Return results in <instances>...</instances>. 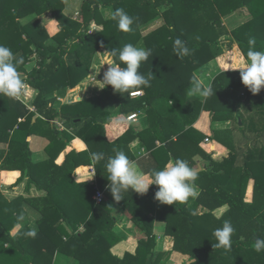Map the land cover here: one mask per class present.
<instances>
[{
  "label": "trees",
  "instance_id": "1",
  "mask_svg": "<svg viewBox=\"0 0 264 264\" xmlns=\"http://www.w3.org/2000/svg\"><path fill=\"white\" fill-rule=\"evenodd\" d=\"M63 6L64 0H0V44L24 58L18 65L20 72L35 56L36 66L27 72L26 81L37 91L31 102L35 111L18 99L0 95V170L6 182H12L16 174L6 171H18L20 175L9 187L23 186L21 194L13 197L0 189V264H65L66 259L71 264H166L164 253L154 252L155 220L173 238L172 250L187 256L183 264H264V251L254 250V240L264 238V88L252 94L242 84L239 71H222L211 82L212 96L189 95L196 71L234 43L244 57L252 39L255 50L264 51V0H83L81 22L65 16ZM106 7L112 13L123 9L133 17L132 31H120L115 20L104 18ZM243 7L250 19L228 33L221 17ZM48 12L60 27L52 36L39 19ZM156 19L163 23L142 34V27ZM92 21L102 29L90 31ZM177 38L190 50L182 58L173 52ZM127 43L152 50L139 68L146 77L153 73L150 86L142 88L139 97L114 93L110 85L106 88L121 121L127 123L125 116L130 112H142L148 126L139 129L127 123L109 141L106 122H102L108 115L97 110V98L56 106L52 94L63 96L66 89L85 79L96 51ZM228 56L218 57V62L227 66L237 60ZM242 89L243 94H238ZM248 104L253 114L244 121L238 107L245 109ZM164 110L170 112L163 114ZM203 110L214 121L237 116L236 129H212L211 137L229 149L220 160L199 146L204 135L192 126ZM55 117L66 127L83 122L80 133L58 130ZM238 134L241 138L236 139ZM32 135L48 140L46 159L33 160ZM75 135L87 149L70 150L57 164V157ZM134 140L149 150L147 174L176 158L188 160L195 168L201 166L194 182L199 195L184 203H159L154 219L143 212L141 202L143 197L154 200L157 186L151 185L143 196L129 189L117 204L140 225L146 238L138 241L134 253L120 258L110 252L118 236L113 232L116 218L110 211L113 197L106 188L104 163L115 151H123L131 160ZM98 152L105 154V161L93 165L90 154ZM90 164L97 186L105 189L106 198L99 203L93 199L94 185L73 178L78 166ZM250 180L251 200L247 201ZM222 206L225 211L216 216L213 212ZM224 220L235 229L227 251L214 247L212 235Z\"/></svg>",
  "mask_w": 264,
  "mask_h": 264
},
{
  "label": "clouds",
  "instance_id": "2",
  "mask_svg": "<svg viewBox=\"0 0 264 264\" xmlns=\"http://www.w3.org/2000/svg\"><path fill=\"white\" fill-rule=\"evenodd\" d=\"M111 18L117 22V28L120 31H132L131 26L134 19L123 9H116ZM249 45L245 58L230 63L226 66V70H239L242 84L252 94H257L264 88V51L255 50L254 39L249 40ZM104 52L107 53L104 62L98 70L92 72L93 79L98 83L92 85L100 89L110 85L114 93L139 96L142 91L137 90L150 86L153 73L150 72L146 77L139 71V68L141 63L147 61L152 55L151 49L127 43L122 48L106 49ZM173 52L182 58L188 55L190 50L184 41L177 38L173 44ZM23 62L22 56H16L9 47L0 44V95L20 99L28 92L26 80L22 78L18 70V65ZM105 64L107 68L103 71L102 78L97 79L101 67ZM214 93L211 84L204 85L199 79L193 78L189 91L190 96L199 95L207 98ZM90 159L92 164L96 165L105 161V154L103 152L91 153ZM104 168L107 173L105 177L109 182L106 188L116 202L124 199V193H128L129 189L139 195H144L151 185L157 186L154 199L161 204L184 203L189 198H196L199 195L194 183L198 177V171L185 159L170 160L162 168H153L150 173L144 174L123 151H115V155L109 156L105 161ZM94 175L95 170H92L88 179ZM234 232L231 221L224 220L221 227L213 230L212 235L216 240L214 247L230 250ZM30 235L35 236V232ZM254 250L257 253L264 251V238L258 237L254 240Z\"/></svg>",
  "mask_w": 264,
  "mask_h": 264
},
{
  "label": "crops",
  "instance_id": "3",
  "mask_svg": "<svg viewBox=\"0 0 264 264\" xmlns=\"http://www.w3.org/2000/svg\"><path fill=\"white\" fill-rule=\"evenodd\" d=\"M65 6H66L64 8L65 16H67L68 18L73 20L75 12L80 10V0H65ZM245 9L246 8H243L241 10V12H245ZM235 15H236L235 11L231 12L230 14L225 15V19H229V17L234 18ZM247 15H250V13L248 12ZM41 18H42V20H44L43 24H44V26H45V28H46V30L50 36L55 34L59 30L60 27H58L59 25H58L57 21L54 18H52L51 14L49 12L44 14V15H41ZM221 19H222V21L225 20L224 17H221ZM235 19H239V17H236ZM92 23H94V22L92 21ZM223 24L227 25L226 22L225 23L223 22ZM90 28H92V26H90ZM97 29H99V28H97ZM95 31H98V30H95ZM223 55H229L228 60H231L234 57L237 58V60H243L245 58L244 55L242 54L241 50L239 49L237 43H234L233 47L231 49H224V52L220 56H223ZM220 56H218V57H220ZM218 57L216 59L209 61L207 64H205L203 67H201L200 69H198L196 71V73H195L196 79H199L200 81H202V83L204 85L211 84L213 78L218 73H220L222 71L223 72L236 71V70H231V69L226 70V65H221L218 62ZM32 62L33 63L30 66L28 63V65H26L25 69H29V67H31V69H32L33 67H35L36 66L35 58H34V61H32ZM237 71H239V70H237ZM26 72H24V73L20 72L22 78H24L25 80L27 77ZM82 81L80 83H82ZM26 83L28 85V92L23 97H21V99L24 101L25 96H27V98H28L27 103L32 105L31 102L33 101L34 97L36 96L37 91H36V89L31 87L27 81H26ZM76 87H78V88L81 87V90L79 89L80 91H78L77 94H69V93H72V92H70V90L72 88H70L67 91V93L63 96H57V94L53 93L52 95L56 96V99H57L55 105L60 106L61 104H68V103L76 102V101H79L82 99L94 98V96H89L87 94H84L85 91H84V86H82V84L79 87V83H78L76 85ZM74 89H72V90H74ZM139 91H142V90H139ZM243 92L244 91L242 89L240 92L238 91V94H240V93L243 94ZM134 97H139V96H134ZM95 98H97L98 103H99L97 110H99L101 108V110L106 112V114L108 115L107 118L104 119L102 122H106V123H103V125H105L106 139H108L109 141L117 138L120 135V133L126 128L127 123L131 124V125H137L139 127V129L141 127H145V126L147 127L148 126L145 115L142 112H138V116H137L136 121H127V123H125V122L121 121L118 118V116L116 115L115 112H116L117 108L114 106L112 98H111V100H109L107 98L105 100V102L101 101L99 96H97V95L95 96ZM58 101H60V102H58ZM100 103L103 104L102 107H101ZM241 108H242L241 106L238 107L239 110H241ZM168 112H170V110L169 111L164 110L163 114H166ZM97 113H99V111H97ZM62 122L63 121L60 120L58 117L57 118L55 117L53 119V123L58 130H60V131L65 130L66 132H68L71 135L79 134L81 131V127L83 125V122L82 123L79 122L75 125H71L69 127H66L64 123L62 124ZM97 122L100 124V120ZM220 122L229 125L233 122V120L227 119V120L220 121ZM192 126H193V128L200 131L204 135L203 140L199 144V146L202 149H204L207 153H211V152H208V150L206 148V146L207 147L211 146L212 149L214 150L213 154H211V156L213 158H215L216 160H220L222 157L227 156L229 149L225 145H223L221 142L214 140L211 137L213 126L211 123V114L208 111H204V110L200 111L198 118L196 119V121L193 123ZM226 129H232V126L229 128H226ZM82 134L87 135V133L86 134L82 133ZM207 136L209 137V143L208 144H206L204 142V139ZM172 138L175 139L174 136H172ZM239 138H241V136L238 134L236 136V139H239ZM261 142H262V140H261ZM47 143H48V140L45 137L38 136V135H32L30 137V149L33 152V155H32L33 160L40 161V160L47 158V154L45 151V146ZM157 144H159L158 141H157ZM130 148H131V154L133 156L130 161H132L136 165L138 170H140L144 174H147V173H145V171L148 170V168H149V166H148L149 163H147L148 156H149V153H148L149 150L145 149V147L140 146L139 142L137 140L132 141ZM86 149H87V144L84 142V140H82L80 137H77L75 135L74 138H72L70 140V142L67 144L66 148L59 154V156L57 157L55 162L57 164H61V162L65 158V154L67 152H69L70 150H75V151L79 152V151H83ZM92 170H95V169H94V166L91 164L90 165H80L75 169L74 174H73V178L78 183L87 182L89 184L94 185L96 189L98 188L99 190H101L104 193V196L106 198V195L104 192L105 189L99 188L97 186L96 172H95V175L91 179H88L89 176L91 175ZM3 172H4L3 170H0V189L2 190V192L4 191L9 197L18 196L19 194H21V191H20L21 188L18 185L11 186L8 189H5V187H7L6 184L13 183L16 180V178L20 175V173L18 171H6V172H15L16 173L13 176L12 182H6L5 180H3ZM250 185H251L250 190H252V180H250V183L248 184V188L250 187ZM248 188H247V190H248ZM33 193L39 194L40 192L34 191ZM6 194H5V196H6ZM93 199H94V195H93ZM113 200H111L112 208L110 209V211H111V215H113V217L116 218V223L113 225V232H114V234H116L118 236V239L115 241L113 246L110 248V252L112 253V255L121 258L126 252L134 253L136 250V246H137L138 241L140 239H145L146 235L143 233L142 229L139 227L140 225H136L130 219L129 215L127 213L123 212L122 208H120V206L117 204L118 202L113 201ZM158 204H159V202L156 201L155 199L151 200V199L143 197L142 202H141V205H142L141 209L143 210L144 213L148 214V216L155 219L156 216L158 215V212H157L158 211L157 210ZM222 207H224V206H222ZM153 233L156 235V242H155L156 245L154 247V252L164 253V258L167 259L166 264H170V262H171V264L172 263L179 264V261H178L179 258L181 259L180 264H183L184 263L183 261L187 256L181 255L179 253L174 252V250H172L173 238L171 236H167L164 234V224L162 222L156 221V220L154 221ZM64 262H65V264H71V261L69 259H66Z\"/></svg>",
  "mask_w": 264,
  "mask_h": 264
},
{
  "label": "rangeland",
  "instance_id": "4",
  "mask_svg": "<svg viewBox=\"0 0 264 264\" xmlns=\"http://www.w3.org/2000/svg\"><path fill=\"white\" fill-rule=\"evenodd\" d=\"M79 2V1H78ZM82 3H83V0H80V10L79 11H76L75 12V15H74V19L73 20H75V21H77V22H81L82 21V11H81V7H82ZM66 6H65V0H64V6H63V13H64V8H65ZM243 8H245V7H243ZM243 8H240V9H237V10H235V16H234V18H230L229 17V19H225V15L224 16H222V17H224V21H222V19H221V22L223 23H227V25H224L225 27L224 28H226V30H227V32L228 33H232V31L233 30H235L236 28H238L239 26H241L243 23H245L246 21H248L249 19H250V17H251V15H247V13L249 12L247 9H245V12H241V10L243 9ZM102 13H103V16H104V18H107V19H109L111 16H112V10H111V8L110 7H106L105 9L103 8V10H102ZM230 14V13H229ZM44 15V14H43ZM236 17H239V19H235ZM242 17V18H241ZM31 18V17H30ZM41 18V15L39 16V19ZM40 20H42V18L40 19ZM42 23L44 22V20H42L41 21ZM161 23H163V21L162 20H160V19H156V21H152L151 23H150V26H148V27H145V26H143L142 27V34H146L147 32H149L151 29H153V28H155V27H157L158 25H160ZM91 26H92V28H90L89 27V29H90V31H95V30H101L102 29V26H100V24H95V23H91ZM59 27V26H58ZM97 28H99V29H97ZM101 28V29H100ZM60 29V28H59ZM95 29V30H94ZM57 32H59V30L57 31ZM56 32V33H57ZM55 33V34H56ZM54 35V34H53ZM52 36V35H51ZM77 41V39H74V40H72L71 42H69L70 44H73L74 42H76ZM105 50L104 49H99L98 51H96L94 54H93V57H92V59H91V62H90V67H89V72H88V75H87V77L85 78V80L83 79V81H82V83H79V87L81 86V84H82V86H84V91H85V93L84 94H87V95H89V96H99V98H100V100L101 101H104L105 102V100L108 98L109 100H111V95L109 94V91L107 90V88L105 87V88H103V89H100V88H98L97 86H95V85H92L93 83H98L97 81H95L94 79H93V75H92V72L94 71V70H98L99 69V66L104 62V57H105V55L107 54L106 52H104ZM34 55V54H33ZM34 56H32L31 58H30V60H28L27 61V63L25 64V66H24V69H25V67H26V65H28V63H29V66L33 63L32 61H34ZM64 60H66V62L67 63H70L67 59H64ZM107 68V64H105V65H103L102 67H101V69H100V73H99V75H97V79H101L102 78V74H103V71L105 70ZM28 70L30 71L31 70V67H29V69H25V71L24 72H28ZM24 72H22V73H24ZM26 72V73H27ZM76 87V86H75ZM74 87V88H75ZM74 88H72V89H74ZM70 88H68V89H66V91L63 93V94H66L67 93V91L69 90ZM71 89V90H72ZM81 90V87L80 88H78V87H76L74 90H70V92H72V93H69V94H77V92L78 91H80ZM239 92L241 91V90H238ZM54 94H57L56 92H53ZM240 94H242V93H240ZM242 98H244V96L242 97ZM58 102H60V101H58ZM100 105H101V107L103 106V104L102 103H100ZM250 105L248 104V105H246V107H245V109L244 108H241V113L243 114V118H244V121H247V119H249V117L253 114L252 112H253V109L251 108V106L249 107ZM237 117V116H236ZM236 117H234L233 119V122L231 123V124H225V123H222V122H220V121H214V120H212L211 119V123H212V126H213V128H215V129H217V130H223L225 127L226 128H229V127H231L232 126V129L234 130V129H236V122H237V118ZM263 140V139H262ZM206 148H207V150H208V152H211L210 154H213V149H212V147L211 146H206ZM204 150V149H203ZM205 151V150H204ZM11 183H8V184H6L7 185V187H5V189H8L9 188V185H10ZM20 188H21V190H23V186H21L20 185ZM251 185H250V187L248 188V190H247V192H246V200L247 201H250L251 200ZM4 192V191H3ZM5 193V192H4ZM3 193V194H4ZM6 194V193H5ZM4 194V195H5ZM6 196L7 197H9L7 194H6ZM111 203V202H110ZM225 209H226V206H224V207H221V208H219V209H217V210H215L213 213L216 215V216H221L222 214H223V212L225 211ZM33 225V223L31 224V226ZM179 261V264L181 263V261L180 260H178ZM174 262V261H173ZM170 264H171V262H170ZM172 264H175V263H172Z\"/></svg>",
  "mask_w": 264,
  "mask_h": 264
},
{
  "label": "built area",
  "instance_id": "5",
  "mask_svg": "<svg viewBox=\"0 0 264 264\" xmlns=\"http://www.w3.org/2000/svg\"><path fill=\"white\" fill-rule=\"evenodd\" d=\"M137 91H139V90H137ZM142 94H143V92H142ZM129 95L132 96V97L139 96V95H132V94H129ZM18 100H20L21 102H23L28 107L29 110L35 111V107L33 105L27 103L28 102L27 96H25L24 101L21 98L18 99ZM137 116H138V112H130V113L126 114L125 118H126L127 121H136L137 120ZM130 117L132 119H129ZM204 142L206 144L209 143V137L208 136L204 139ZM103 198H104V193L101 190L96 189L95 190V194H94V199L96 200V202H98V203L101 202V200Z\"/></svg>",
  "mask_w": 264,
  "mask_h": 264
},
{
  "label": "water",
  "instance_id": "6",
  "mask_svg": "<svg viewBox=\"0 0 264 264\" xmlns=\"http://www.w3.org/2000/svg\"><path fill=\"white\" fill-rule=\"evenodd\" d=\"M196 169H197V171L201 170V166L198 165V167Z\"/></svg>",
  "mask_w": 264,
  "mask_h": 264
}]
</instances>
